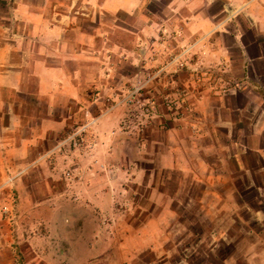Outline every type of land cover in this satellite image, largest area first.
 <instances>
[{"label":"crops","instance_id":"0c3cea01","mask_svg":"<svg viewBox=\"0 0 264 264\" xmlns=\"http://www.w3.org/2000/svg\"><path fill=\"white\" fill-rule=\"evenodd\" d=\"M61 1L0 0V162L5 161L0 171L17 175L12 187L20 197L17 218L25 228L19 237L26 246L20 249L17 264H237L241 244L245 264H253V256L262 264L264 232L259 233L263 244L257 249L251 243L257 233L248 228L251 216L243 217L244 223L237 219L247 226L240 241L237 235L242 233L229 231L199 235L156 231L162 221L153 213L155 204L142 220L133 214L141 205L134 200L142 191L160 190L161 177L167 179L162 171L199 174L197 166L189 163V150L194 151L204 136L211 108L200 96L193 103V117L169 118L166 128L151 121L141 137L120 131L126 109H109L96 97L100 93L95 88L111 76L101 71L109 45L104 37L107 25L99 16L135 10L142 0H102L100 8L105 11L89 13L90 20L96 15L93 28L86 27V19L75 14L78 11L61 7ZM214 1L171 0L167 26L179 34L174 36L175 48L196 53V61L202 63L207 55L218 59L217 53L224 61L231 58L235 46L245 73L249 60L242 45L243 30L235 16L219 19L216 12L208 11ZM224 1L234 12L249 16L253 28L245 30L264 31V0ZM143 30L146 33L148 28ZM218 34L229 37L230 44L220 46ZM96 111L92 149H82L81 144V150L36 151L50 136L88 122ZM240 153L245 154L243 149ZM63 167L69 173L67 182L61 177ZM176 217L167 216V222ZM32 219L43 224V230L33 232ZM254 219L264 225V211ZM193 238L196 247L187 243Z\"/></svg>","mask_w":264,"mask_h":264},{"label":"rangeland","instance_id":"374dc122","mask_svg":"<svg viewBox=\"0 0 264 264\" xmlns=\"http://www.w3.org/2000/svg\"><path fill=\"white\" fill-rule=\"evenodd\" d=\"M61 2H64L61 7L68 5L69 11H78L75 14L86 19V27L93 28L97 24L96 15H91L90 20V11H105L100 8L102 0ZM170 3L171 0H142L135 10L118 9L115 14L106 12L99 16L101 22L107 25L104 37L109 45L108 59L101 71L104 76H111L102 83L101 88H95L96 93H100L96 97L109 109H126V122L118 127L120 131H133L141 137L151 121L156 120L162 128H166L167 120H171L169 118L179 120L186 116L193 117L196 106L193 103L200 96H205L204 104L207 101L211 108L204 136L196 142L194 151L189 150V163L197 166L195 170L199 174L162 171L161 175H166L167 179L164 181L161 177L163 183H160V190L155 193L142 191L139 199L134 201L144 206L132 209L133 214L142 220L147 216V210H151L155 204L153 213L162 221L156 224V231L196 235L211 231L242 233L247 226L238 223L237 219L244 223L243 217L251 216L252 222L248 228L252 227L257 233L251 238V243L259 249L263 244L259 233L264 232V225L254 217L260 216V210L264 211V31L245 30L253 28L249 16L242 12L239 14L238 10L234 12L235 8L227 1L215 0L208 6V11L216 12L219 19H233V16L238 19L243 30L241 40L249 60L248 67L245 73L242 72L239 50L235 46L230 50L231 58L225 61L217 53L219 58L215 61L207 55L199 63L196 53L185 54V51L179 52L175 48L174 36L179 34L167 26V11H173ZM240 11L245 9L241 8ZM147 28L145 33L143 29ZM217 38L220 46L230 44L229 37L218 34ZM116 45L120 47L116 48ZM92 70L99 73L98 69ZM176 73L186 75L188 80L177 78ZM167 99L175 103L176 109L168 108ZM241 106H245L244 109L240 110ZM97 114L99 112L96 111L91 119L96 120ZM83 124L50 136L41 146H37L36 151L81 150V144L82 149H86V142L76 141L73 145L68 140ZM93 125L89 127L91 133ZM189 148H192L191 144ZM241 149L245 153L243 156ZM4 162H0V165ZM61 171L62 179L67 182L68 170L63 167ZM0 173V264H17L20 249L26 247L19 237L25 228L24 221L17 218L19 211L16 205L20 197L12 187L17 175L10 176L7 169ZM10 177L13 179L9 182ZM245 202L252 207L248 208ZM171 215L177 217L173 222H167V216ZM30 224L33 232L43 230L44 225L34 219ZM144 229L152 230L149 226ZM242 235H237L238 240H244ZM187 243L196 247L197 240L189 239ZM240 246L236 263L245 264V252L243 245ZM252 260L253 264H260L258 257L253 256Z\"/></svg>","mask_w":264,"mask_h":264},{"label":"built area","instance_id":"2783aa9c","mask_svg":"<svg viewBox=\"0 0 264 264\" xmlns=\"http://www.w3.org/2000/svg\"><path fill=\"white\" fill-rule=\"evenodd\" d=\"M167 106L170 110L172 109H176L175 103L170 100L167 99ZM95 119H90L88 122L84 123L80 129L76 130L75 132H73L68 140L72 141L73 143H76V141H84L85 143V147L86 148H92L93 147V142H92V133L91 131H89V127L95 122ZM77 137V138H76ZM66 176H69V173H66ZM13 177L8 178V181H12Z\"/></svg>","mask_w":264,"mask_h":264}]
</instances>
